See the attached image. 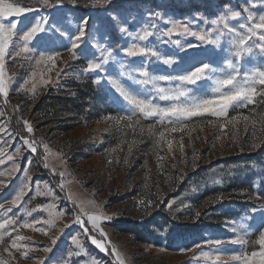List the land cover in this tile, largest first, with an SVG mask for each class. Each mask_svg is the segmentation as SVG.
<instances>
[{"label":"rangeland","instance_id":"374dc122","mask_svg":"<svg viewBox=\"0 0 264 264\" xmlns=\"http://www.w3.org/2000/svg\"><path fill=\"white\" fill-rule=\"evenodd\" d=\"M50 2L53 7L41 5L37 0H19L22 6H30L34 11L5 21L19 22L5 56L8 96L0 95V149L4 152L0 156L3 161L0 171L11 170L13 164L18 166V170L11 176L0 177V180L7 181V186L0 188V203L5 204V208L10 207L7 202L22 184L28 183L32 190L22 205L12 207L8 215L19 222L47 219V213L37 206L49 202L57 204L58 210H64L66 214L57 221V227L49 229L48 235L22 227L12 232L15 226L0 230L12 232L13 236H24L26 239L21 243L33 249L28 257L21 255L23 249H13L16 257L13 259L3 251L8 246L9 237L6 236L4 245L0 246V258L8 264H38L40 259H44V264H64L65 259L68 264H89L93 258L97 264H117L111 254L115 245L126 264H212L199 257V253L215 254L216 246L203 242L228 241L237 234L233 228L240 224L246 228L238 229V232L248 231L250 243L245 246L228 243L222 246V250L227 255L233 251L251 253L258 250L259 245H253L251 241L258 235L256 230L261 225V213L264 212L260 208L264 204V121L260 119L264 116V102L258 100L247 108L230 110L229 116L243 114L250 116V120L247 125L240 122L235 129L229 126L225 129L227 135H223L218 126L207 124L212 117L193 118L190 126L197 130L191 135L187 132L167 135L174 141L169 152L166 143L157 145L156 137L147 132L149 125H154L156 131L160 130L154 118L141 119L135 133L128 129L119 131L106 121L104 117L115 115L118 106L126 102L106 80L94 83L104 73L86 69L89 61L99 62L98 44L111 47L114 55L125 64L140 59L127 57L122 51L129 42L135 41L127 33L119 32L113 16L122 21L120 26L126 27L128 32H135L146 23L155 25V35L141 43L157 46L164 55L175 54L177 63L169 67L152 58L150 71L153 75H178L173 69L182 59H187L185 51L174 43L162 41L180 40L185 46L200 44V41L195 36L179 32L171 37L162 35L171 27L169 20L188 23L194 32L212 29L214 38L217 33L211 20L224 12V5L241 11L244 18L247 13L243 12V7L248 6L258 18L264 14V0H103L101 3L96 0H62L60 5H56V0ZM157 12L160 16L155 15ZM42 18H47L45 30L28 42V51H21L24 42L20 36ZM84 20H87L83 24L85 36L73 58L68 51L70 37L78 35ZM244 22L243 18L228 21L233 27ZM230 37L231 34L226 33L219 46L202 44L195 49L186 48V52L198 54L202 59L212 55L223 66V59L230 56V51H225L229 49L227 41ZM253 40L259 43L258 37H253ZM57 52L60 56L55 68L50 64H36L41 54L47 56ZM245 61L249 67L259 66L264 63V54L253 47L252 53L241 63ZM105 67L113 72L119 71L118 65L112 61ZM41 76L51 78L52 82L44 85ZM122 79L130 87L141 89L126 77ZM33 83L36 84L35 93L27 91ZM159 83L162 87L169 86L167 81ZM187 87L193 94H201L199 83ZM204 87L211 95V81ZM151 88V85H146L141 90ZM153 99L161 104L168 103L154 94ZM25 120L31 124L32 132L27 131ZM252 120L256 121L255 125ZM200 124L203 125L202 131L198 127ZM140 127L144 128L143 133ZM181 136L183 152L179 148ZM25 139L35 142V153ZM254 143L257 147H252ZM45 144L49 149L47 154ZM45 155L48 156L47 161ZM60 173L64 174L63 177ZM62 181L63 189L60 187ZM37 184L45 195H37ZM69 194L76 201H94L98 208L88 206L89 211H102L111 217L101 222L107 237H102L99 230L92 229L90 225H87L89 234H85L80 225L72 223L78 209L68 199ZM148 201H151V206H148ZM254 208L256 212L252 211ZM25 209L37 211L29 216ZM5 218V209H0V220ZM65 223H70L71 227L61 234L59 229ZM89 235L103 240L108 251L92 244ZM73 236L80 240L87 255L82 253L67 258L69 251H79L72 243ZM53 238H57L55 245ZM195 244H201V248H195ZM45 247H51L53 251L45 253ZM181 248L192 250L181 252ZM227 264L239 262L228 261Z\"/></svg>","mask_w":264,"mask_h":264},{"label":"snow or ice","instance_id":"6c2138e0","mask_svg":"<svg viewBox=\"0 0 264 264\" xmlns=\"http://www.w3.org/2000/svg\"><path fill=\"white\" fill-rule=\"evenodd\" d=\"M41 5L53 7L50 0H37ZM97 3L103 2V0H96ZM62 0H56V5H60ZM34 11L32 7H25L19 3V0L12 2V0H0V95L5 98L8 96V85L9 77L5 72V56L8 52L9 45L13 42V37L16 35L17 21L5 22L6 18L9 17H22L24 14ZM243 12L247 13L246 18L242 17L241 11H234L230 5H224V12H221L216 18L211 20V24L215 26V32L217 33L213 38V30L192 31L188 23H182L180 21L169 20L171 24L166 32L162 35L171 37L174 33H181L185 35L195 36L200 44H187L182 45L180 40L175 41H162L163 43H174L181 51H185L187 59H182L180 64L173 69L174 72H178V75H153L150 68H152V58L157 61H161L164 65L171 67L177 63L175 54L164 55L161 51L157 50V46L151 43H141L148 41L150 37L155 35L153 29L155 25L144 24L142 27L137 29L135 32H128V29L124 26H120L122 21L113 16V20L118 26L120 33H127L128 36L132 37L135 42H129L126 47H123L122 51L127 57H139L138 61H132L129 64H125L122 59H119L114 55L111 47L105 48L104 45H96L100 51L99 62L89 61L86 70L104 73L105 75L98 78L94 83H100L101 79L107 81L108 85L119 94L123 102L118 106L117 113L115 115L109 114L104 117L106 121H110L112 125L119 131L124 129L131 130L135 133L138 126H140L141 119L154 118L160 125V130L156 131L154 125H149L147 132L150 136L156 137V144L159 145L162 142L167 144L169 152L173 149L174 141L168 139L167 135L171 133H185L191 135L192 132L197 130L196 127H192L191 122L193 118L210 116L213 119H208L207 124L213 127H219L223 135H227L225 129L231 126L233 129L237 127L240 122H244L246 125L250 120V116L238 114L229 116V112L237 107L247 108L249 105H255L258 100L264 102V63L259 66H248V61L241 63L242 60L252 53L253 47L259 49L261 54H264V14L258 16V18L249 11L248 6L243 7ZM226 13V14H225ZM156 16H160V13H155ZM243 18L244 23L239 24L238 27L230 26L228 21L230 19ZM47 18L36 20L32 23V26L24 31L20 36V39L24 42V46L21 51H28V42L32 41L38 33L45 30L44 22ZM87 20L82 21V26L78 29V35L70 37L71 47L68 51L75 58L76 50L80 47V41L85 36V30L83 24H86ZM207 23V21H206ZM222 26V28L220 27ZM227 34H231L230 39L227 41L230 51V56L224 58L222 61L223 66H220V62L214 60L212 55H207L203 59L200 55L195 53L186 52L187 49H195L200 47L202 44H211L215 46L220 45L221 37ZM253 37H258L259 43L253 40ZM251 41V43H249ZM234 49V51H231ZM207 51V50H205ZM19 54V53H17ZM214 55H218L215 54ZM60 53H53L51 55H43L36 61L37 65L50 64L52 68L56 67L57 58ZM234 57L235 59H233ZM112 61L118 65V72L110 71L109 68L105 67ZM216 65V66H214ZM51 71V69H49ZM35 73H33V76ZM59 75V73L57 74ZM127 78L134 85L143 86L151 85L152 88L149 90L134 89L127 85L122 78ZM160 81H167L168 87L160 86ZM208 81H211V95L208 94L207 89L204 87ZM41 82L47 85L52 82L51 78L44 79L41 76ZM27 84L28 81H25ZM173 83L175 86L173 87ZM201 85L200 95H195L192 89L187 87L188 85ZM36 84L33 83L30 89L35 93ZM153 94L159 98V100L167 101L166 104H161L153 99ZM2 115V113H0ZM264 121V116L260 118ZM219 122V123H218ZM256 121L252 120V124L255 125ZM28 132H32L33 128L27 120L24 121ZM200 130H203V125H198ZM140 132H144V128L140 127ZM219 140L220 137L218 136ZM25 143L31 149L32 152H36L37 148L34 146V141L30 142L25 139ZM252 147H257L254 143ZM180 151L183 152L184 143L183 136H181L179 142ZM45 153L49 152L48 145H44ZM131 151V148L129 149ZM4 155L3 149H0V156ZM17 155H19V149H17ZM9 160L12 157L8 158ZM45 161L48 156L45 155ZM162 159V157H158ZM0 163H3L0 160ZM45 167L48 164L45 163ZM18 170V166L13 164L12 169L9 171H0V177L11 176L15 171ZM55 172V168L52 169ZM63 177V173H60ZM25 176L27 177V169H25ZM30 180L31 178L28 177ZM7 181L0 180V188L6 187ZM60 187L63 189L64 184L61 182ZM31 187L28 183L22 184L19 189L12 196L11 200L7 203L10 207L5 208V204L0 203V209H5V219L0 220V230H5L9 226H15L12 228V232H16L18 228H33L36 232L48 235L50 228L57 227V221L62 219L66 214L64 210H58V206L55 203H47L38 205V209L43 210L47 213V219H33L31 223L27 220L19 222L13 216L8 215L12 211V207H20L24 202V198ZM35 191L37 195H45L41 191L39 184L36 185ZM48 195H52L48 192ZM58 199V198H57ZM68 199L73 201L74 206L78 209L75 214V219L72 223L78 224L83 229L85 234H89L90 225L92 229L99 230L102 237H107V233L101 228V222L110 220L111 217L104 214L102 211H89L88 206L98 208L94 201H76L73 199L72 194H69ZM260 199V197H257ZM143 203V201H141ZM148 206H151V201H148ZM171 207V205H169ZM261 209H264V204L260 205ZM33 211L25 209L26 215H31ZM256 212L257 209H253ZM199 215V213H197ZM261 225L256 230L258 235L254 241H251L253 245H259L258 250H254L251 253L247 251H233L231 255H227L223 250L222 246L225 244H236L245 246L250 243L248 231H244L243 234L238 232V229H245L246 225L240 224L236 228H233V232L237 233L232 239L228 241L206 240L203 243L208 245H214L215 254L201 251L199 257H203L206 261H211L212 264H227L228 261H238L239 264H264V212L261 213ZM86 218V219H85ZM39 225V226H38ZM71 227L70 223H65L62 228L59 229L60 233L63 234L64 229ZM12 232L3 231L0 232V246L4 245L5 237H9L8 246L3 248V251L8 253L10 257L15 259L13 249L20 251L21 255L28 257L29 251L33 249L29 248L28 244L21 243L25 240L24 236L19 234L13 236ZM57 238H53L52 243L55 245ZM89 239L92 244L104 251H108L105 247L103 240L97 239L95 235H89ZM73 245L79 249L78 252L69 251L67 258L79 256L85 254L84 247L81 245L80 240L77 236L72 237ZM110 243V241H109ZM195 248H201V244H195ZM192 249L181 248V252L191 251ZM45 253L53 251L51 247H45L43 249ZM163 251V250H162ZM111 254L114 255L117 264H126L124 256L118 251L115 245L111 248ZM47 257H45L46 259ZM0 264H8V261L0 258ZM38 264H44V259H40ZM64 264H68V260H64ZM89 264H97V261L93 258Z\"/></svg>","mask_w":264,"mask_h":264}]
</instances>
